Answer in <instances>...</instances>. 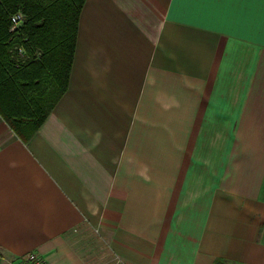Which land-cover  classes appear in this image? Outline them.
Wrapping results in <instances>:
<instances>
[{
	"label": "crops",
	"instance_id": "obj_1",
	"mask_svg": "<svg viewBox=\"0 0 264 264\" xmlns=\"http://www.w3.org/2000/svg\"><path fill=\"white\" fill-rule=\"evenodd\" d=\"M86 230L121 264H264V0H85L51 113L28 142L0 115V264H97Z\"/></svg>",
	"mask_w": 264,
	"mask_h": 264
},
{
	"label": "trees",
	"instance_id": "obj_2",
	"mask_svg": "<svg viewBox=\"0 0 264 264\" xmlns=\"http://www.w3.org/2000/svg\"><path fill=\"white\" fill-rule=\"evenodd\" d=\"M84 2L0 0V115L24 142L68 87ZM18 11L25 19L12 31Z\"/></svg>",
	"mask_w": 264,
	"mask_h": 264
},
{
	"label": "rangeland",
	"instance_id": "obj_3",
	"mask_svg": "<svg viewBox=\"0 0 264 264\" xmlns=\"http://www.w3.org/2000/svg\"><path fill=\"white\" fill-rule=\"evenodd\" d=\"M86 234L83 236V239L86 243L91 244L89 249V244L85 247L84 253L91 254L97 259V264H121L117 263L111 254L109 248L106 246L103 239H99V236L93 230H86Z\"/></svg>",
	"mask_w": 264,
	"mask_h": 264
},
{
	"label": "built area",
	"instance_id": "obj_4",
	"mask_svg": "<svg viewBox=\"0 0 264 264\" xmlns=\"http://www.w3.org/2000/svg\"><path fill=\"white\" fill-rule=\"evenodd\" d=\"M25 15L21 12L11 14V30H17L23 23ZM14 264H51L45 256L36 251L27 252L21 255Z\"/></svg>",
	"mask_w": 264,
	"mask_h": 264
}]
</instances>
